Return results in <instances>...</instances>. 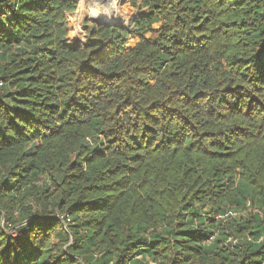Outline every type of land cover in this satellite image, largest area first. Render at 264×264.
<instances>
[{"label": "trees", "instance_id": "16d2710c", "mask_svg": "<svg viewBox=\"0 0 264 264\" xmlns=\"http://www.w3.org/2000/svg\"><path fill=\"white\" fill-rule=\"evenodd\" d=\"M126 2L0 0V264H264V0Z\"/></svg>", "mask_w": 264, "mask_h": 264}, {"label": "rangeland", "instance_id": "374dc122", "mask_svg": "<svg viewBox=\"0 0 264 264\" xmlns=\"http://www.w3.org/2000/svg\"><path fill=\"white\" fill-rule=\"evenodd\" d=\"M78 0V7L70 19V37L72 39L80 40L84 36L85 26L96 23L98 20L100 22H118L123 18H126L125 13L129 12L131 9L127 5L126 0ZM107 2V3H106ZM129 9V10H128ZM111 10L113 12H111ZM156 27V26H155ZM249 205V204H248ZM247 205V206H248ZM255 210L251 209L250 206L244 211L240 210L236 212V221L240 218L245 217L246 214L254 213ZM238 213V214H237ZM223 229H232L235 225L234 221L229 218L221 216ZM217 219V218H216ZM208 243V242H206ZM210 243V242H209ZM208 243V244H209ZM235 244L236 241L228 240L227 244ZM148 264H154L153 262H148Z\"/></svg>", "mask_w": 264, "mask_h": 264}, {"label": "built area", "instance_id": "2783aa9c", "mask_svg": "<svg viewBox=\"0 0 264 264\" xmlns=\"http://www.w3.org/2000/svg\"><path fill=\"white\" fill-rule=\"evenodd\" d=\"M66 221L69 222V219L67 218Z\"/></svg>", "mask_w": 264, "mask_h": 264}]
</instances>
